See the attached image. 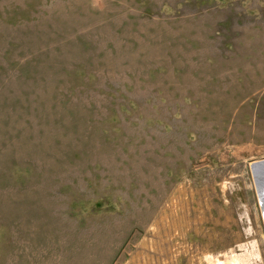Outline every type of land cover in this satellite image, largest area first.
I'll return each instance as SVG.
<instances>
[{"label": "rangeland", "instance_id": "rangeland-1", "mask_svg": "<svg viewBox=\"0 0 264 264\" xmlns=\"http://www.w3.org/2000/svg\"><path fill=\"white\" fill-rule=\"evenodd\" d=\"M264 0H0V264H264Z\"/></svg>", "mask_w": 264, "mask_h": 264}, {"label": "water", "instance_id": "water-1", "mask_svg": "<svg viewBox=\"0 0 264 264\" xmlns=\"http://www.w3.org/2000/svg\"><path fill=\"white\" fill-rule=\"evenodd\" d=\"M257 170H258V172L256 174H254V172L251 168V172H252L255 187H256V192H257L259 202H260V205H261V208L263 211V209H264V160L261 161L257 165Z\"/></svg>", "mask_w": 264, "mask_h": 264}, {"label": "bare ground", "instance_id": "bare-ground-1", "mask_svg": "<svg viewBox=\"0 0 264 264\" xmlns=\"http://www.w3.org/2000/svg\"><path fill=\"white\" fill-rule=\"evenodd\" d=\"M260 162H261V161L254 162V163L251 164V167H250V168H252L254 174H256V173L258 172V170H257V165H258ZM263 216H264V209H263Z\"/></svg>", "mask_w": 264, "mask_h": 264}]
</instances>
